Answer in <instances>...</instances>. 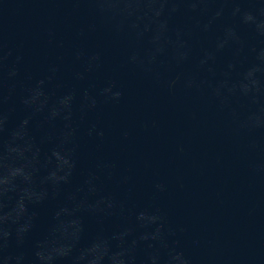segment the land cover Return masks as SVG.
<instances>
[{
    "label": "clouds",
    "instance_id": "clouds-1",
    "mask_svg": "<svg viewBox=\"0 0 264 264\" xmlns=\"http://www.w3.org/2000/svg\"><path fill=\"white\" fill-rule=\"evenodd\" d=\"M48 2L71 3L75 12L87 5L94 22L80 28L78 36L96 31L99 24L132 38L135 46L126 65L169 90L178 84L186 90L206 87L220 108L229 111L237 131L264 132V47L246 46L240 33L244 27L264 39V0ZM226 11L233 23L223 25L214 47L202 50L197 65L212 78L177 75L165 80L162 69L189 60L194 28L212 31ZM179 15L193 19L194 28L175 24ZM48 35L54 37L51 29ZM225 53L230 58L217 75L218 56ZM23 62V55H14L5 44L0 26V264H194L180 239L185 229L173 226L158 202L166 184L155 182L147 203L131 204L133 176L122 172L117 160L99 154L107 136L103 112L121 103L122 85L112 78L64 85L59 82L62 56L39 76L24 73ZM73 63L80 66L73 79L83 82L102 70L104 58L101 51L77 48ZM233 101L245 111L234 108ZM121 135L126 140L129 132ZM85 140L97 151L82 167ZM257 147L252 141L250 148ZM252 168L264 173V163ZM42 206H49V216L33 238Z\"/></svg>",
    "mask_w": 264,
    "mask_h": 264
}]
</instances>
